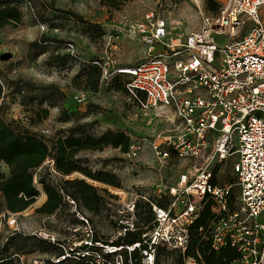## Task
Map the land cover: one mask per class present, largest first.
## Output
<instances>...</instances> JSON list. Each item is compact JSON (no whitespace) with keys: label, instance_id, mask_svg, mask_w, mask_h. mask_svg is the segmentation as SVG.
Returning a JSON list of instances; mask_svg holds the SVG:
<instances>
[{"label":"rangeland","instance_id":"1","mask_svg":"<svg viewBox=\"0 0 264 264\" xmlns=\"http://www.w3.org/2000/svg\"><path fill=\"white\" fill-rule=\"evenodd\" d=\"M222 1L122 0L114 7L101 0H11L8 3L22 12L23 20L0 30V78L4 86L0 120L13 123L16 129H30L48 142L58 136H69L76 126H86L84 134L77 136L100 137L109 131L124 132L132 142L143 140L148 144L135 159L111 146L83 150L75 156L78 164L92 173L107 172L117 176L119 188L80 172L63 176L55 172L53 160H48L34 172V186L39 195L27 210L8 211L0 192V262L10 258L15 264H60L61 261H56L62 251L68 254L71 248H80L84 246L81 242L91 241L93 237H98L103 245L111 241L125 243L124 235H119L122 223L134 222L145 228L148 222L146 209L140 216L137 211L133 215L128 213V205L137 200V195L142 193L150 200L160 195L162 204L171 203L174 197L169 192L167 197L162 193L175 187L179 174L188 164L173 161L161 173L159 171L149 143L156 133L164 132L169 125L164 117L153 120L152 115L144 117L137 100L125 90L129 78L117 73L119 68L132 67L147 58L148 47L127 37L124 21L132 19L143 23L145 15L155 11L168 23L180 22L178 31L185 36L201 25L200 11L215 13ZM72 13L82 19L74 18ZM119 35L123 36L116 39ZM45 38L49 40L47 43L31 49L32 43ZM70 44L75 46V53L69 49ZM92 61L110 63L108 76L102 75L96 92L85 89L83 75L85 66ZM16 82L30 86L23 85L24 93L20 95ZM76 93L89 95L85 104L75 101ZM139 98L144 99V96ZM43 109H48L50 116L38 123L37 114ZM235 161L236 156L216 164L221 184L234 182ZM9 172L7 165L1 163L0 173L9 177ZM74 179L84 180L97 189L104 201L99 212L87 209L82 199L67 195L59 212L53 215L36 212L47 200L42 180L58 187L63 181ZM185 261L187 259L179 253L166 250L160 252L156 264H185Z\"/></svg>","mask_w":264,"mask_h":264},{"label":"built area","instance_id":"2","mask_svg":"<svg viewBox=\"0 0 264 264\" xmlns=\"http://www.w3.org/2000/svg\"><path fill=\"white\" fill-rule=\"evenodd\" d=\"M199 14L201 25L185 36L180 22L168 23L155 11L143 23L124 21L127 37L148 47L147 58L117 70L129 78L126 91L144 117H164L169 125L149 143L160 173L173 161L188 164L175 187L162 193L174 198L167 206L160 195L150 200L141 193L128 205L131 215L140 200L152 206L154 220L140 242L121 247L93 237L56 263L73 257L86 264H156L161 248L198 264L187 256L190 229L210 206L214 217L199 232L211 252L233 248L238 257L230 264H264V0H223L217 12ZM69 49L75 53L73 44ZM90 64L107 78L110 63ZM88 98L74 94L81 105ZM147 142H132L127 156L138 158ZM234 156V182L221 184L215 166ZM122 224L120 236L139 228Z\"/></svg>","mask_w":264,"mask_h":264},{"label":"trees","instance_id":"3","mask_svg":"<svg viewBox=\"0 0 264 264\" xmlns=\"http://www.w3.org/2000/svg\"><path fill=\"white\" fill-rule=\"evenodd\" d=\"M11 0H0V30L8 25L20 24L23 20V14L16 7L8 6ZM111 6H117L122 0H101ZM214 7H218L217 3L211 1ZM76 19H82L77 14L72 13ZM49 40L44 39L40 42L32 43L31 49H38ZM84 78L86 79L85 89H90L96 92L99 89L101 78L103 75L102 68L93 64L85 66L83 70ZM18 94H23V85L30 86L25 82H16ZM125 86V85H124ZM126 90V88H125ZM4 86L0 78V99L3 97ZM127 92V91H126ZM64 96V95H62ZM50 97H54L50 95ZM48 100V99H47ZM45 100V101H47ZM44 101V100H41ZM50 116L48 109L41 110L37 114L38 123ZM86 126H76L70 131V135L63 137L58 136L56 139L46 141L43 137H39L30 129H16L13 123L6 124L0 120V164L5 163L9 168V177L4 173H0V192L4 198L7 210L11 213H17L27 210L29 206L35 203L39 192L34 186V172L42 168L43 164L48 160H53L55 164V172L63 176H70L73 172H80L86 177H90L103 184L119 188L120 182L117 176L111 173H92L87 168H82L75 156L83 150L104 149L111 146L115 149H121L123 153H127L132 143L130 137L124 133H115L112 131L104 133L100 137L91 135L79 137L77 134H84ZM41 185L47 194V200L43 203V207L37 209L38 214L53 215L63 208L64 197L67 195L72 199H82L86 208L99 212L100 206L104 202L97 194V189L88 185L84 180L74 179L73 181H63V184L56 187L47 180H42ZM95 204L92 205V204ZM137 214L146 209L147 224L150 226L153 223L154 216L150 203H143L142 200L137 202ZM210 206H206L199 215V219L191 227V241L187 256H192L197 259L200 264H230L232 260L238 257L235 249H225L220 253L211 252L209 243L202 239L199 232L200 227L207 226L208 222L213 219ZM135 232H127L123 237L125 243L118 244L114 241L115 246L134 245L142 240V231L144 229L139 226ZM95 240H100L95 237ZM109 243V242H108ZM165 249L159 248L158 255ZM199 252V256H198ZM66 252L60 253L57 257L65 256ZM139 252L134 253V259H138ZM86 264L81 259H72L67 257L60 264ZM0 264H15L14 259H2ZM139 264V261L136 263Z\"/></svg>","mask_w":264,"mask_h":264}]
</instances>
